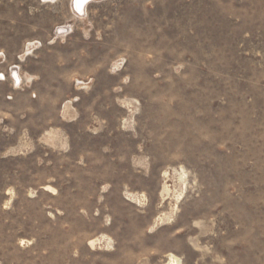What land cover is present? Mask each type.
I'll use <instances>...</instances> for the list:
<instances>
[{
    "label": "rangeland",
    "instance_id": "obj_1",
    "mask_svg": "<svg viewBox=\"0 0 264 264\" xmlns=\"http://www.w3.org/2000/svg\"><path fill=\"white\" fill-rule=\"evenodd\" d=\"M171 255L264 264V0H0V264Z\"/></svg>",
    "mask_w": 264,
    "mask_h": 264
},
{
    "label": "bare ground",
    "instance_id": "obj_2",
    "mask_svg": "<svg viewBox=\"0 0 264 264\" xmlns=\"http://www.w3.org/2000/svg\"><path fill=\"white\" fill-rule=\"evenodd\" d=\"M173 140V139H172ZM184 177H185V175H182V176H180V180L181 181H183L184 180ZM185 185V184H184ZM193 213V212H192ZM176 247V246H175ZM169 264H180V262H179V260L175 257V256H173V255H171V258H170V262H169Z\"/></svg>",
    "mask_w": 264,
    "mask_h": 264
}]
</instances>
